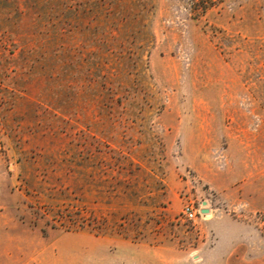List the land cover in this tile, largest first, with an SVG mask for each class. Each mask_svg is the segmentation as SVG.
Here are the masks:
<instances>
[{
    "label": "rangeland",
    "instance_id": "obj_1",
    "mask_svg": "<svg viewBox=\"0 0 264 264\" xmlns=\"http://www.w3.org/2000/svg\"><path fill=\"white\" fill-rule=\"evenodd\" d=\"M0 264H264V0H0Z\"/></svg>",
    "mask_w": 264,
    "mask_h": 264
},
{
    "label": "built area",
    "instance_id": "obj_2",
    "mask_svg": "<svg viewBox=\"0 0 264 264\" xmlns=\"http://www.w3.org/2000/svg\"><path fill=\"white\" fill-rule=\"evenodd\" d=\"M183 214L188 219H194L197 215L202 216L203 214L199 211V209H193L192 207L186 205L183 209Z\"/></svg>",
    "mask_w": 264,
    "mask_h": 264
},
{
    "label": "water",
    "instance_id": "obj_3",
    "mask_svg": "<svg viewBox=\"0 0 264 264\" xmlns=\"http://www.w3.org/2000/svg\"><path fill=\"white\" fill-rule=\"evenodd\" d=\"M207 211H208L207 209H202V212H204V213L207 212Z\"/></svg>",
    "mask_w": 264,
    "mask_h": 264
},
{
    "label": "bare ground",
    "instance_id": "obj_4",
    "mask_svg": "<svg viewBox=\"0 0 264 264\" xmlns=\"http://www.w3.org/2000/svg\"><path fill=\"white\" fill-rule=\"evenodd\" d=\"M208 212V211H207ZM207 212H205V213H207ZM210 213V212H209Z\"/></svg>",
    "mask_w": 264,
    "mask_h": 264
}]
</instances>
